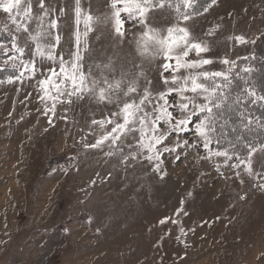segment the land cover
Masks as SVG:
<instances>
[{"label":"rangeland","instance_id":"374dc122","mask_svg":"<svg viewBox=\"0 0 264 264\" xmlns=\"http://www.w3.org/2000/svg\"><path fill=\"white\" fill-rule=\"evenodd\" d=\"M109 2L80 0L81 14L103 19L111 12ZM43 3L49 10L43 29L49 35L42 43L55 45V63L33 55L30 34L39 30L38 17L44 13L40 0H31V20L17 17L28 31L17 30L0 11V44L11 49L15 37L25 49L16 61L10 59L13 52L4 55L0 49V264H264V149L252 153L251 173L244 164L234 167L235 156L202 158L209 151L194 128L204 114L192 116L187 131L171 132L156 145L159 161L145 158L149 153L138 147L139 132L126 133L115 144L109 139L91 147L114 126L102 128L93 121L122 123L112 114L126 100H138L146 87L157 97L176 87L172 77L187 75V70L175 71V61L162 55L141 56L137 41L144 27L121 13L123 37L110 20L81 37V47L87 42L85 74L91 71L100 86L103 77L112 81L127 74L113 102H98L94 94L72 97L71 103L64 97L54 101L55 90L39 82L46 77L56 80L49 69L59 73V56L68 60L76 50V0ZM209 3L197 0L195 8L207 11L179 24L194 39L209 43L210 50L201 56L213 62L195 71L228 72L224 59L237 65L253 57L257 42L264 48V0ZM51 20L57 21L55 29L48 27ZM147 23L166 35V29L178 23V14L166 5L150 11ZM212 29L214 34L206 35ZM79 30L83 33V22ZM236 36L248 43L230 39ZM198 58L194 52L188 57ZM20 60L35 61L34 75L19 66ZM109 63L111 68H105ZM133 79L137 92L126 97L127 82ZM151 99L152 105L146 104L149 112L157 102L164 103ZM166 99L174 118L187 114L179 108L177 92ZM168 127L159 125L162 132ZM214 132L209 148L226 150L218 148ZM165 147L175 150L163 151Z\"/></svg>","mask_w":264,"mask_h":264},{"label":"snow or ice","instance_id":"6c2138e0","mask_svg":"<svg viewBox=\"0 0 264 264\" xmlns=\"http://www.w3.org/2000/svg\"><path fill=\"white\" fill-rule=\"evenodd\" d=\"M197 0H110L109 7L111 8L110 14H107L103 19L101 17H94L90 14L82 16V10L80 7V0H76L75 13H76V25L77 31L76 37V50L70 54L68 60H65L63 55L58 58L59 73L55 68H50L49 71L52 76L56 77L53 80L51 77H46L39 83L43 87L44 85H50L51 89L55 90L56 96L52 97L55 101L59 97H64L68 103L72 102V97L77 100L83 99L85 95L94 94L98 102H113V93H118L121 90V85L125 82L124 77L126 73H121L120 79H114L109 81L107 77H103V86H100V81L91 77V71L87 74L83 72V53L87 51V42L84 40L83 47H81V37H87L88 33L94 30V26L100 23L112 22V27L117 35L123 37V24L125 19L122 18L121 13H125L128 20H135L138 24L143 25L144 31L140 35V39L137 41V52L141 56L153 57L162 55L166 60L175 61V71L180 69L187 70V75L182 77L173 76L171 83L176 87H169L166 92H160L157 97H153V94L146 87L139 96L136 98L126 100L118 112H114L113 116L122 118L121 122H114L109 119L107 121H93L94 124L99 123L103 128L105 124H113L110 132H106L103 136L97 139L96 143L91 147H98L104 141L111 139L115 144L121 136L130 132H139L138 147L141 150H146L149 155L145 158L152 161L154 158L159 161L160 151L156 149V145L163 143L167 136L171 132L187 131L188 125L193 123L192 116L204 114L202 119L195 123V134L200 136L204 141V148L208 149L209 156L202 158H210L212 155L224 156L228 160L236 157L237 164L234 167H239L244 164L246 171L251 173V155L257 151V145L251 143H244L243 148L247 149V153L241 156L239 152L235 150L233 145V151H220L213 152L209 148L211 142V133L216 129V121L221 113L223 107L228 103L229 93L225 91L226 88H230L232 85L231 72L232 69L237 67L235 62H230L224 59L222 63L229 65L228 72L224 71H195L201 69L205 65L211 64L213 61L201 56L202 53H206L210 50L209 43L204 40H196L192 37L188 28L181 27L179 21H187L193 15L199 14V10L195 8ZM216 0H210L208 7L215 4ZM174 8L178 14V23L174 24L166 29V35L162 34L160 29L151 27L148 21V13L153 9H163L165 6ZM40 8L44 9L43 0H40ZM207 11V7L203 9ZM0 11L8 14L9 19L13 24L17 25V30L23 28L24 31H28L27 25L19 24L17 17H23L24 19L31 20V0H24L22 6V0H0ZM48 9H44L42 16L38 17L40 24L38 25V31L35 35L30 34L31 41L35 44V50L33 55L45 58L55 63L57 56L55 55V45L43 44L42 38H46L49 33L44 31L43 24L44 18L48 15ZM63 15V10L61 11ZM83 22L84 31L81 33L79 25ZM48 27L55 29L57 27V21L51 20L48 22ZM216 29L210 30L206 35H213ZM240 44L248 43L244 36L230 37ZM56 44L60 43V36L55 37ZM0 49H4V55H7L9 51L13 52L10 57L11 60L16 61L19 57L24 55L25 49L19 47L15 42V37L12 39L11 49H8L4 44H0ZM47 49V51H45ZM195 53L198 59H188L190 53ZM19 53V56L16 55ZM248 59V58H245ZM4 64H8V60L4 61ZM14 68L18 67L16 64L12 65ZM20 67H23L29 75L35 73V61L30 60L25 63L20 60ZM105 68H111V63L106 64ZM165 69L169 67L168 64L164 65ZM250 67H244L242 71L250 72ZM24 73L21 72L20 76ZM143 72H140L138 76H142ZM216 78H220L217 80ZM12 77H9V82L12 81ZM57 80L59 83H57ZM211 80V85L206 81ZM90 81V82H89ZM150 83V82H149ZM168 84L169 81L165 80ZM47 92L48 89H45ZM137 92L136 79L127 82V88L124 90V95L131 96L132 93ZM172 92H177L180 95L182 103L179 108L182 113H187L179 119L173 117L172 112L168 111V101L166 96ZM192 93L188 96L185 93ZM245 96L248 98L246 103L257 104L264 102V94H257L254 87H250L246 90ZM156 98L158 101H163V104L157 102L152 111L149 112L146 109L147 105H152V99ZM198 98H202L203 103H198ZM241 97H236V103L240 102ZM63 102V101H62ZM54 107V105H53ZM155 113V115H153ZM163 122L169 125L167 131H160L159 125ZM249 123L251 121L249 120ZM187 144V140L184 141ZM218 143V141H217ZM179 146V145H178ZM264 149V144L259 146ZM165 147L163 151H174ZM155 153V156L152 155ZM112 153H109L111 155ZM136 154H132V158L135 159ZM179 160V156H177ZM124 162H127V157L124 158ZM162 162V161H161ZM156 169H159V163L156 165ZM239 175V173H238ZM264 187V185H262Z\"/></svg>","mask_w":264,"mask_h":264},{"label":"trees","instance_id":"16d2710c","mask_svg":"<svg viewBox=\"0 0 264 264\" xmlns=\"http://www.w3.org/2000/svg\"><path fill=\"white\" fill-rule=\"evenodd\" d=\"M197 10L199 14L203 11L202 8ZM246 66L252 70L242 71ZM231 77L232 85L225 89L229 93L228 103L217 118L214 141L219 149L228 151H233L235 145V150L244 156L248 151L243 148L244 143L255 144L257 148L264 144V102L255 105L246 103L248 98L245 96L246 90L250 87H254L258 95L264 94V48L259 42L255 44L253 57L238 62L237 67L231 72ZM206 83L211 85V80ZM237 96L241 97L239 103L235 102Z\"/></svg>","mask_w":264,"mask_h":264},{"label":"crops","instance_id":"0c3cea01","mask_svg":"<svg viewBox=\"0 0 264 264\" xmlns=\"http://www.w3.org/2000/svg\"><path fill=\"white\" fill-rule=\"evenodd\" d=\"M228 68V67H227ZM202 103H203V101H202Z\"/></svg>","mask_w":264,"mask_h":264}]
</instances>
